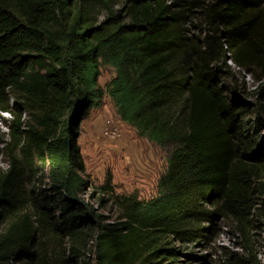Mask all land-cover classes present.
<instances>
[{
  "label": "trees",
  "instance_id": "1",
  "mask_svg": "<svg viewBox=\"0 0 264 264\" xmlns=\"http://www.w3.org/2000/svg\"><path fill=\"white\" fill-rule=\"evenodd\" d=\"M258 3L0 0V113L11 117L0 142L8 164L0 171V264H174L176 244L206 241L217 223L249 243L253 219L264 218ZM101 64L115 73L104 89ZM223 69L254 78L252 103L225 83ZM105 96L138 137L167 153L151 200L115 194L109 174L83 200L90 183L80 124ZM77 105L80 120H71ZM40 167L51 195L31 187ZM95 204H110L117 217ZM56 236L66 253L49 247Z\"/></svg>",
  "mask_w": 264,
  "mask_h": 264
},
{
  "label": "rangeland",
  "instance_id": "2",
  "mask_svg": "<svg viewBox=\"0 0 264 264\" xmlns=\"http://www.w3.org/2000/svg\"><path fill=\"white\" fill-rule=\"evenodd\" d=\"M258 5L259 10L264 14V0H259ZM99 70L98 86L104 89L114 77V69L101 64ZM223 70L230 74L229 80L225 83L232 86L236 84L244 93L249 94V96L242 95L241 100L247 104L252 103L253 98L250 94L257 85L254 78L246 73L237 74L236 70ZM255 75L259 77L261 73L256 71ZM10 120L9 115L0 113V142L7 143V127ZM79 131L77 146L90 183L83 200L90 199L93 189L103 184L108 174L111 176L112 187L117 195H135L140 201H148L157 196L158 181L166 168L167 153L146 139L138 137L134 128L123 123L109 97L103 98L100 107L88 111L87 116L81 121ZM2 150L0 146V171L8 168L7 158ZM40 169L42 168H39L38 175L33 177L31 187L37 193L51 195L48 171H40ZM95 208L111 220L117 217L116 210L110 204L105 206L95 204ZM56 209L51 210L56 211ZM57 216L54 215V218ZM224 225L227 223H217L218 230H215V233L204 242L191 245L176 244L174 247L179 248L180 254L174 264H226L225 259L230 256L243 260V264H264V218L262 216L253 219L248 244L241 241ZM6 227V222L1 223L0 233ZM49 240V247L57 253L67 252L66 241H63L61 237L56 236L55 239L49 238ZM85 255L88 259H93L89 247ZM69 262L72 264L73 259H69ZM9 264H21V262L15 260Z\"/></svg>",
  "mask_w": 264,
  "mask_h": 264
},
{
  "label": "water",
  "instance_id": "3",
  "mask_svg": "<svg viewBox=\"0 0 264 264\" xmlns=\"http://www.w3.org/2000/svg\"><path fill=\"white\" fill-rule=\"evenodd\" d=\"M82 111H83V106L77 105L73 110L71 120H76V119L80 120Z\"/></svg>",
  "mask_w": 264,
  "mask_h": 264
}]
</instances>
